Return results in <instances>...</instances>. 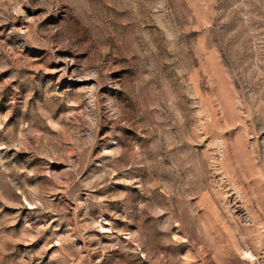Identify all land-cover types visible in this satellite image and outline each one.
<instances>
[{"label":"rangeland","instance_id":"rangeland-1","mask_svg":"<svg viewBox=\"0 0 264 264\" xmlns=\"http://www.w3.org/2000/svg\"><path fill=\"white\" fill-rule=\"evenodd\" d=\"M0 264H264V0H0Z\"/></svg>","mask_w":264,"mask_h":264}]
</instances>
